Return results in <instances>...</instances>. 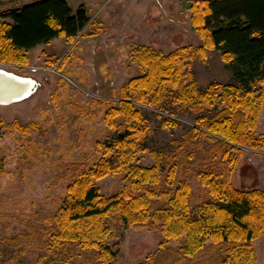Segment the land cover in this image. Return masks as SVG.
<instances>
[{
	"label": "trees",
	"instance_id": "16d2710c",
	"mask_svg": "<svg viewBox=\"0 0 264 264\" xmlns=\"http://www.w3.org/2000/svg\"><path fill=\"white\" fill-rule=\"evenodd\" d=\"M196 4L193 23L204 47L221 53L235 68L240 84L213 83L200 91L183 51L164 55L150 47L137 50L144 73L127 86L118 110L119 131L104 146V157L96 168L72 164L73 179L58 214L48 223L34 222V232L11 239L21 242L32 233L40 235L46 253L36 264H116L124 233L145 227L161 235V247L146 264H180L204 252L211 256L208 264H255L252 243L264 234V192L235 188L231 175L241 161V147L258 143L256 127L264 103V0ZM90 23L85 6L75 10L68 0H40L2 10L0 62L26 64L29 51L56 39H76ZM131 100L153 107L172 100L196 113L223 106L213 117L200 118V128L186 134L193 147L211 139L206 131L219 136L207 145L204 156L186 151L190 166L201 160L212 165L198 172L211 197L195 215L190 183L176 175L182 166L180 156H159L152 168L134 163L137 155L148 151L150 128ZM108 117L115 121L114 110ZM175 125L169 118L164 122L168 128ZM3 128L0 119V139ZM112 174L122 175L127 183L122 192L106 197L94 183ZM112 238L115 242L110 244ZM182 238L184 245L166 247Z\"/></svg>",
	"mask_w": 264,
	"mask_h": 264
},
{
	"label": "rangeland",
	"instance_id": "374dc122",
	"mask_svg": "<svg viewBox=\"0 0 264 264\" xmlns=\"http://www.w3.org/2000/svg\"><path fill=\"white\" fill-rule=\"evenodd\" d=\"M35 1L40 0H0V11ZM104 1L101 15L88 12L91 23L76 39L60 38L39 46L28 52L26 64L0 62V68L32 78L37 87L31 98L0 106V119L4 121L0 139V264H36L46 253L37 233L21 242L11 239L21 232H34V222L48 223L58 214L73 179L72 164L96 168L102 160L104 146L112 143L119 131L118 110L127 86L144 73L136 59L137 50L150 47L164 55L183 51L200 91L213 83L240 84L235 68L223 60L221 53L204 47L193 23L197 16L193 5L204 0ZM79 4L72 1L71 6L76 10ZM256 86L262 90L259 82ZM131 102L150 128L148 151L137 155L134 163L152 168L159 156H180L182 166L176 175L178 180L190 183L191 213L195 215L198 206L211 197L198 172L212 165L201 160L190 166L186 151L204 156L207 145L219 136L206 131L211 139L202 147H193L186 141V134L191 128H200V118L213 117L223 106L196 113L172 100L160 107ZM113 110L115 121L110 122L108 116ZM168 118L176 124L172 128L164 126ZM258 120L264 126V103ZM243 157L248 162L249 156ZM258 170L264 179V168L259 166ZM126 183L122 175L112 174L94 185L103 196L111 197L122 192ZM259 189H263L261 184ZM160 238V231L150 227L128 229L116 264H146L161 247ZM114 242V238L109 241ZM183 243L182 238L166 247L176 249ZM252 247L255 264H264V234L253 241ZM210 257L204 252L180 264H208Z\"/></svg>",
	"mask_w": 264,
	"mask_h": 264
},
{
	"label": "flooded vegetation",
	"instance_id": "af4514ba",
	"mask_svg": "<svg viewBox=\"0 0 264 264\" xmlns=\"http://www.w3.org/2000/svg\"><path fill=\"white\" fill-rule=\"evenodd\" d=\"M256 128L257 133L255 137L258 140V143L254 147H241L243 150L241 161L233 171L231 181L235 188L248 191L259 190L264 192V182L261 183L264 179L260 177L261 175L258 170L259 166L264 168V126H262L259 120ZM244 154L249 156L247 160L248 162H245L243 159ZM260 184L263 187L262 190L259 189Z\"/></svg>",
	"mask_w": 264,
	"mask_h": 264
},
{
	"label": "water",
	"instance_id": "95a60500",
	"mask_svg": "<svg viewBox=\"0 0 264 264\" xmlns=\"http://www.w3.org/2000/svg\"><path fill=\"white\" fill-rule=\"evenodd\" d=\"M0 68V106H9L31 98L36 84Z\"/></svg>",
	"mask_w": 264,
	"mask_h": 264
},
{
	"label": "crops",
	"instance_id": "0c3cea01",
	"mask_svg": "<svg viewBox=\"0 0 264 264\" xmlns=\"http://www.w3.org/2000/svg\"><path fill=\"white\" fill-rule=\"evenodd\" d=\"M70 4H72V1H80V4L78 6H85L88 9V12L91 13V15L96 13L94 16L101 15L100 10L105 7L104 0H68ZM92 7V8H90ZM97 10V12H96Z\"/></svg>",
	"mask_w": 264,
	"mask_h": 264
},
{
	"label": "bare ground",
	"instance_id": "6f19581e",
	"mask_svg": "<svg viewBox=\"0 0 264 264\" xmlns=\"http://www.w3.org/2000/svg\"><path fill=\"white\" fill-rule=\"evenodd\" d=\"M5 70V69H4ZM7 71V70H6ZM9 72V71H8ZM10 73V72H9ZM13 73V72H12ZM11 73V74H12ZM15 74V73H14ZM16 76H18V77H21V78H23V79H27V80H29L33 85L35 84V80H33L32 78H29V77H23V76H19V75H17V74H15Z\"/></svg>",
	"mask_w": 264,
	"mask_h": 264
}]
</instances>
